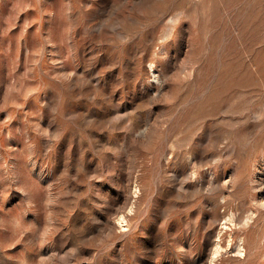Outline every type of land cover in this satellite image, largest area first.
<instances>
[{
	"label": "rangeland",
	"instance_id": "1",
	"mask_svg": "<svg viewBox=\"0 0 264 264\" xmlns=\"http://www.w3.org/2000/svg\"><path fill=\"white\" fill-rule=\"evenodd\" d=\"M0 264H264V0H0Z\"/></svg>",
	"mask_w": 264,
	"mask_h": 264
},
{
	"label": "bare ground",
	"instance_id": "2",
	"mask_svg": "<svg viewBox=\"0 0 264 264\" xmlns=\"http://www.w3.org/2000/svg\"><path fill=\"white\" fill-rule=\"evenodd\" d=\"M219 246H220L219 241H217L215 249H214L215 253L219 250Z\"/></svg>",
	"mask_w": 264,
	"mask_h": 264
}]
</instances>
